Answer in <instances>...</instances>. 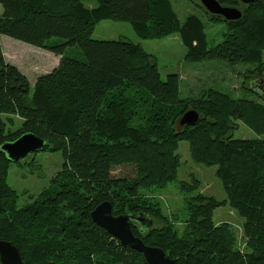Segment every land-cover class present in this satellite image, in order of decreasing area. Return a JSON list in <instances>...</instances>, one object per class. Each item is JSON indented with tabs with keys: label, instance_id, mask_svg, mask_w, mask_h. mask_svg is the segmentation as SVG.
<instances>
[{
	"label": "trees",
	"instance_id": "trees-1",
	"mask_svg": "<svg viewBox=\"0 0 264 264\" xmlns=\"http://www.w3.org/2000/svg\"><path fill=\"white\" fill-rule=\"evenodd\" d=\"M219 1L241 4L242 16L227 20L199 3L209 20L226 25L224 39L210 46L203 19L189 14L181 21L172 0H97L93 7L83 0H0V239L20 249L24 264H147L92 219L104 200L116 215L152 219L149 229L133 225L134 233L178 264H264V104L215 88L182 98L179 75L163 80L156 56L139 43L92 37L104 19L129 21L142 38L179 35L188 60L253 63L254 78L262 77L264 0ZM2 34L61 56L33 91L26 74L7 60ZM77 46L82 57L67 53ZM190 109L199 121L180 125ZM236 120L262 137L235 138ZM28 132L45 140L43 150H61L64 163L47 188L18 207V192L7 181L12 160L1 146ZM182 140L196 162L217 166L227 198L201 191L187 196L179 230L149 191L177 178ZM123 164L135 165L136 175L114 177L113 168ZM194 181L186 187L199 188ZM223 204L244 218V252L231 225L214 221Z\"/></svg>",
	"mask_w": 264,
	"mask_h": 264
},
{
	"label": "rangeland",
	"instance_id": "rangeland-1",
	"mask_svg": "<svg viewBox=\"0 0 264 264\" xmlns=\"http://www.w3.org/2000/svg\"><path fill=\"white\" fill-rule=\"evenodd\" d=\"M93 7L97 0H83ZM173 7L184 21L189 14H197L205 23L208 43L210 46L220 43L224 39L225 22L211 21L199 6L202 0H172ZM3 6L0 4V14ZM94 39L118 40L129 39L139 43L146 51L157 58L158 67L163 80L170 73H177L180 78L179 93L182 98H199L204 90L215 88L236 98H249L256 102L260 98L261 89L252 83L256 74V65L248 62L232 63L226 60L191 61L186 59V48L179 35L157 38H142L134 30L129 21L104 19L100 21L92 34ZM1 44L7 60L15 62L20 71L29 78L31 90L39 76L52 71L60 61V55L54 52L15 39L8 35H1ZM33 48V49H32ZM68 54L82 57L80 47L67 50ZM14 64V63H13ZM261 77V76H260ZM258 77V78H260ZM264 83V82H263ZM260 87V82H257ZM15 127L21 119L15 120ZM237 128L233 130L235 138L252 139L262 137L254 129L241 120H236ZM180 159L177 178L164 187H155L149 193L160 200L165 213L173 215V225L182 230L187 213L185 199L187 196L201 191L218 200L227 198L221 180L216 175L217 166H206L196 162L192 155L189 142L182 140L176 150ZM64 156L61 150H40L31 153L19 162L12 161L8 172V184L18 192L17 206L23 207L33 200L40 192L50 185V180L63 167ZM136 166L133 164L117 165L112 170L114 177H134ZM199 181V188L190 189L188 184ZM216 223H229L237 235V246L245 251L247 238L244 233V218L229 204H223L214 211ZM154 225V223H153Z\"/></svg>",
	"mask_w": 264,
	"mask_h": 264
},
{
	"label": "water",
	"instance_id": "water-1",
	"mask_svg": "<svg viewBox=\"0 0 264 264\" xmlns=\"http://www.w3.org/2000/svg\"><path fill=\"white\" fill-rule=\"evenodd\" d=\"M244 3H251L255 0H241ZM203 6L211 13L223 16L227 20L239 19L242 11L238 7L222 5L219 0H202ZM264 73V72H263ZM260 82V87L257 86ZM264 74L260 78H254L252 85L261 89L264 94ZM200 119V114L195 109L186 111L181 119L180 125H195ZM46 147L45 140L31 132L22 134L15 141L6 142L1 149L6 152L12 161H20L31 153L43 150ZM92 219L111 235L120 240L123 246L142 253L147 264H178L162 247L147 244L140 236L133 231V225L149 229L153 220L143 213H122L114 214L113 203L104 200L91 212ZM0 260L2 264H24L20 249L11 241L0 239Z\"/></svg>",
	"mask_w": 264,
	"mask_h": 264
},
{
	"label": "flooded vegetation",
	"instance_id": "flooded-vegetation-1",
	"mask_svg": "<svg viewBox=\"0 0 264 264\" xmlns=\"http://www.w3.org/2000/svg\"><path fill=\"white\" fill-rule=\"evenodd\" d=\"M240 3H242L241 0H239ZM244 3V2H243ZM222 4V3H221ZM246 4V3H245ZM223 5V4H222ZM241 5V4H240ZM240 5L236 4V6H233V7H240ZM225 6H228V5H225ZM240 9V8H239ZM207 10V9H206ZM208 11V10H207ZM209 12V11H208Z\"/></svg>",
	"mask_w": 264,
	"mask_h": 264
},
{
	"label": "crops",
	"instance_id": "crops-1",
	"mask_svg": "<svg viewBox=\"0 0 264 264\" xmlns=\"http://www.w3.org/2000/svg\"><path fill=\"white\" fill-rule=\"evenodd\" d=\"M32 49H33V48H32ZM60 57H61V56H60ZM60 57H59V59H60ZM59 61H60V60H59ZM10 62H11V61H10ZM12 63H14V64H15V62H12ZM58 64H59V63H58ZM58 64H57V65H58ZM57 65H56V66H57ZM56 66H53V68H54V67H56Z\"/></svg>",
	"mask_w": 264,
	"mask_h": 264
}]
</instances>
